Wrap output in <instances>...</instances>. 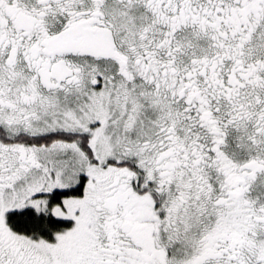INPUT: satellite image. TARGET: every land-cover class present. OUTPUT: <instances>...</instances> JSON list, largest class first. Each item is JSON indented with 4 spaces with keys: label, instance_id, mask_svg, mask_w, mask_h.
<instances>
[{
    "label": "snow or ice",
    "instance_id": "6c2138e0",
    "mask_svg": "<svg viewBox=\"0 0 264 264\" xmlns=\"http://www.w3.org/2000/svg\"><path fill=\"white\" fill-rule=\"evenodd\" d=\"M0 264H264V0H0Z\"/></svg>",
    "mask_w": 264,
    "mask_h": 264
}]
</instances>
